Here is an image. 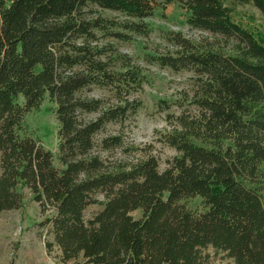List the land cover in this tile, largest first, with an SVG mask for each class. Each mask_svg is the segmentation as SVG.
Masks as SVG:
<instances>
[{
  "label": "trees",
  "instance_id": "trees-1",
  "mask_svg": "<svg viewBox=\"0 0 264 264\" xmlns=\"http://www.w3.org/2000/svg\"><path fill=\"white\" fill-rule=\"evenodd\" d=\"M172 7L211 36L167 32L170 51L144 53L195 77L160 134L177 155L163 169L155 156L108 162L100 152L132 148L101 135L138 113L148 79L117 44L149 37ZM247 7L264 21V0H0V215L29 190L64 264H208L209 249L264 264V37ZM44 102L62 171L24 127ZM91 206L101 209L86 219Z\"/></svg>",
  "mask_w": 264,
  "mask_h": 264
},
{
  "label": "rangeland",
  "instance_id": "rangeland-1",
  "mask_svg": "<svg viewBox=\"0 0 264 264\" xmlns=\"http://www.w3.org/2000/svg\"><path fill=\"white\" fill-rule=\"evenodd\" d=\"M228 1V0H226ZM247 15H255L261 25H254L258 34L264 37V21L261 15L252 7L240 9ZM106 17H113L110 12H102ZM155 31L147 38H138L136 41L121 44L117 47L121 52L128 54L148 73L146 84L136 97L141 107L134 116L124 124H111L101 137L107 135H121L125 148H132L131 153L118 148L113 152H100L102 159L108 162L133 164L147 156L158 158L160 168H165L177 152L160 142V134L171 129L169 116L179 115L181 110L178 103L183 100V94L191 93L195 86V77L191 72L175 73L150 64L144 58V53H164L170 51V41L167 32H180L192 40L211 37L210 34L191 29L183 18L178 7L169 8L166 12L158 11L150 19ZM244 23H248L244 21ZM91 96L107 98L109 95L95 90ZM53 107L44 102L42 107L30 113L24 123L27 135L36 139L46 150L54 155L55 166L62 171L57 159L58 140L57 123ZM98 153V151H97ZM24 201L19 210L4 212L0 215V264H64L60 260L61 251L54 247L49 251L47 241L52 237L47 235V229L40 226L46 216L42 213L38 203L32 200L31 193L23 189ZM97 199L104 201V194L98 193ZM196 203H199L196 201ZM101 207L91 206L85 212L86 219L92 218ZM141 218L140 213L133 214ZM208 264H225V254L218 250L209 249ZM68 264H74L68 263Z\"/></svg>",
  "mask_w": 264,
  "mask_h": 264
}]
</instances>
